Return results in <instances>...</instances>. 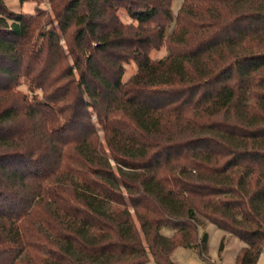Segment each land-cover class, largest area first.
Returning a JSON list of instances; mask_svg holds the SVG:
<instances>
[{
	"label": "trees",
	"instance_id": "16d2710c",
	"mask_svg": "<svg viewBox=\"0 0 264 264\" xmlns=\"http://www.w3.org/2000/svg\"><path fill=\"white\" fill-rule=\"evenodd\" d=\"M49 3L57 27L0 0V264H176L206 221L255 264L264 0Z\"/></svg>",
	"mask_w": 264,
	"mask_h": 264
},
{
	"label": "rangeland",
	"instance_id": "374dc122",
	"mask_svg": "<svg viewBox=\"0 0 264 264\" xmlns=\"http://www.w3.org/2000/svg\"><path fill=\"white\" fill-rule=\"evenodd\" d=\"M182 1V0H181ZM9 10L14 11L15 13H29L33 15H37L40 12H45L43 15V22L50 23L49 27H57L58 21L52 7L49 3V0H27L25 2H21L20 0H4ZM180 0H174L173 6L175 8L174 12L177 11V7L180 5ZM121 19L125 23H130L133 20L124 13L123 11L120 13ZM162 18H158L155 21H161ZM71 32L64 36L62 34L61 43L67 50V42L66 40L71 39V34L73 30L76 29L75 26L71 28ZM171 28L168 29L170 32ZM168 53L167 43L163 44V46L159 50H154L151 52V56L153 58H162ZM72 61V57L69 58ZM126 71L124 74V80L128 79L131 75H133L137 70V65L134 62H130L125 64ZM20 90L23 92H29L28 85H22ZM40 95L42 94L39 91ZM93 121L96 124L97 118L93 117ZM100 138L106 147V142L104 139V132L102 130L99 131ZM113 167L116 168L117 165L114 161H112ZM170 228L165 227L162 229V232L167 235H171ZM208 234V243H207V251L203 253L199 248H189L184 246H178L174 249L172 253V259L176 264H237V254L244 246H246L245 242L242 241L238 236L229 234L224 229L218 227L216 224L206 221L203 226L201 225L199 228V237L203 234ZM146 264H155V262L150 259ZM255 264H264V247L263 250L255 262Z\"/></svg>",
	"mask_w": 264,
	"mask_h": 264
}]
</instances>
